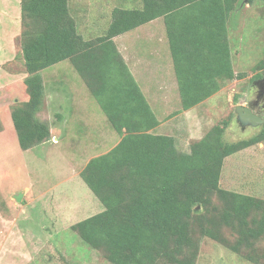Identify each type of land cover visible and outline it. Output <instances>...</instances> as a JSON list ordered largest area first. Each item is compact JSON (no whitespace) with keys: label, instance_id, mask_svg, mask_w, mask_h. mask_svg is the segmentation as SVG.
<instances>
[{"label":"trees","instance_id":"16d2710c","mask_svg":"<svg viewBox=\"0 0 264 264\" xmlns=\"http://www.w3.org/2000/svg\"><path fill=\"white\" fill-rule=\"evenodd\" d=\"M239 1L141 0L138 7L116 6L106 33L88 39L70 0H21L20 45L28 75L20 90L24 97L12 109L21 148L51 137L49 125L37 116L45 95L42 71L64 60L75 65L121 136L83 170L104 210L72 226L113 264H197L207 236L255 264L263 258L264 198L220 184L226 158L264 141V124L259 133L229 141L225 120L193 141L190 151L180 150L173 135L152 132L161 121L116 41L163 17L181 110H189L227 81L245 76L234 69L228 29Z\"/></svg>","mask_w":264,"mask_h":264},{"label":"rangeland","instance_id":"374dc122","mask_svg":"<svg viewBox=\"0 0 264 264\" xmlns=\"http://www.w3.org/2000/svg\"><path fill=\"white\" fill-rule=\"evenodd\" d=\"M121 2L70 0V11L79 31L90 39L106 33L114 7L141 6L140 0H133L136 5ZM9 19L11 22L5 21L9 26L0 21V52L2 59H8V50L12 51L15 60H6L5 68L19 73L25 64L21 29L14 30L19 25L12 11ZM228 29L235 71L245 76L228 81L213 96L185 111L181 110L178 80L171 79L166 86L165 73H159L165 71L161 54L167 46L170 49L165 19L157 18L148 28L151 38L143 40L150 42V49L141 50V58L132 46L123 43L131 45L133 34L116 39L153 110L165 122V128L159 131L173 135L182 151H190L193 141L225 120L229 121V141L261 131L262 125L244 127L237 121V114H232L248 89L264 75V0H240ZM42 75L45 95L37 116L49 125L51 137L29 149L21 148L12 115L13 104L24 97L20 93L25 90L23 80L0 88V264H113L102 251L86 244L72 226L104 210L83 170L90 160L116 146L121 136L70 60L46 68ZM259 114L264 117V108ZM221 184L264 198V141L227 157ZM23 190L22 200L17 201L13 195ZM259 253L263 258L258 264H264V253ZM197 264L255 263L207 236Z\"/></svg>","mask_w":264,"mask_h":264},{"label":"crops","instance_id":"0c3cea01","mask_svg":"<svg viewBox=\"0 0 264 264\" xmlns=\"http://www.w3.org/2000/svg\"><path fill=\"white\" fill-rule=\"evenodd\" d=\"M140 3H141V0H140ZM125 4H127V5H136L135 2H133V0H122V2L120 3V5H125ZM11 11L14 13L16 24L18 23V25H19V27H17V25H16L17 29H14V30H19L20 31V29H21V25H20V21H21V0H0V21H4V22L5 21H10L9 18H10ZM153 21H151V22H149V23H147V24H145V25H143V26H141V27H139V28H137V29H135V30H133L131 32H128V33L120 36V37L130 36L128 34H133L131 36L132 37L131 45L129 43H127V42H123V43L125 45H127L128 47L132 46V49L138 54L139 58H141V55H143L141 50L150 49V42L148 40H143V39L144 38H148V37L151 38L150 33L152 31H149L148 28L151 26ZM6 26H9V24L6 23ZM7 29H10V28H7ZM12 30H13V28H12ZM14 30H13V32H14ZM14 36L16 37V35H13L12 39L15 38ZM1 46L2 45H0V51H3V47H1ZM8 54H9L8 59L11 62H13V60H15V56H13V53H12V51L10 49L8 50ZM161 56H164V68H165V71H161L159 73L160 74L162 72L165 73V78H167V82H166V86H167V85L170 84V80L171 79H174V80L177 79L178 80V75L176 73L174 57H173L171 48L169 49L168 46H167L165 48V50H164V54L163 55L161 54ZM2 57H4V56L0 52V88L1 89H3L7 85L8 86L9 85H13L14 83H16V82H18L20 80H24L27 77V75H28V73L24 70V65H22V67L20 68V71H22V72H20V71H19V73H17L16 71H10L9 72V70L5 68V64H7L6 62H8L6 60H8V59H5V58L2 59ZM233 65H234V63H233ZM227 83H228V81L226 82L225 86L228 85ZM178 84H179V80H178ZM151 106H152V104H151ZM164 124H165V122L162 120L160 122V124L156 128H154L152 130V132L155 133V134H168V132H165L164 130L159 131L160 129H164L165 128ZM168 135H170V134H168Z\"/></svg>","mask_w":264,"mask_h":264},{"label":"water","instance_id":"95a60500","mask_svg":"<svg viewBox=\"0 0 264 264\" xmlns=\"http://www.w3.org/2000/svg\"><path fill=\"white\" fill-rule=\"evenodd\" d=\"M236 114H237V121L242 125V126H260L264 124V117L260 115L256 109L252 108V106L249 105H244L243 103H239L236 106ZM222 186V184H220ZM24 190L18 194H14V198L17 201H21L23 196H24Z\"/></svg>","mask_w":264,"mask_h":264},{"label":"flooded vegetation","instance_id":"af4514ba","mask_svg":"<svg viewBox=\"0 0 264 264\" xmlns=\"http://www.w3.org/2000/svg\"><path fill=\"white\" fill-rule=\"evenodd\" d=\"M243 98V102L241 103L244 105L250 104V106L256 109L257 112H261V110L264 108V75L256 82V86L248 89ZM247 126L252 127L251 125Z\"/></svg>","mask_w":264,"mask_h":264}]
</instances>
